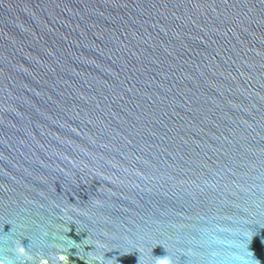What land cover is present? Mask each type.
Segmentation results:
<instances>
[{"label": "water", "instance_id": "95a60500", "mask_svg": "<svg viewBox=\"0 0 264 264\" xmlns=\"http://www.w3.org/2000/svg\"><path fill=\"white\" fill-rule=\"evenodd\" d=\"M41 259L264 264V0H0V261Z\"/></svg>", "mask_w": 264, "mask_h": 264}, {"label": "clouds", "instance_id": "9594fccd", "mask_svg": "<svg viewBox=\"0 0 264 264\" xmlns=\"http://www.w3.org/2000/svg\"><path fill=\"white\" fill-rule=\"evenodd\" d=\"M19 251H20V252H23V249L21 248ZM0 264H3V262L0 261ZM40 264H47V261L44 260V259H41V260H40Z\"/></svg>", "mask_w": 264, "mask_h": 264}]
</instances>
